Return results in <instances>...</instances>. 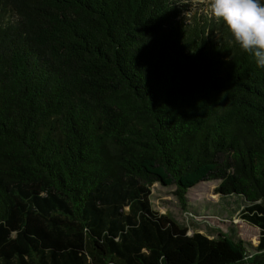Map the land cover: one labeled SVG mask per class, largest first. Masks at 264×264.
Segmentation results:
<instances>
[{"label":"trees","instance_id":"16d2710c","mask_svg":"<svg viewBox=\"0 0 264 264\" xmlns=\"http://www.w3.org/2000/svg\"><path fill=\"white\" fill-rule=\"evenodd\" d=\"M178 2L0 0V264H264V68ZM209 180L253 252L152 209Z\"/></svg>","mask_w":264,"mask_h":264},{"label":"rangeland","instance_id":"374dc122","mask_svg":"<svg viewBox=\"0 0 264 264\" xmlns=\"http://www.w3.org/2000/svg\"><path fill=\"white\" fill-rule=\"evenodd\" d=\"M179 20L191 24L194 19L213 18L201 0H179ZM187 13V15H186ZM220 180L204 181L189 189L184 195L185 209L176 195L175 185L159 183L151 187L152 209L167 215L178 226L187 230V235L201 234L209 239L225 234L242 241L248 252L258 244L259 231L241 219L246 203L236 196L223 197L215 192Z\"/></svg>","mask_w":264,"mask_h":264},{"label":"clouds","instance_id":"9594fccd","mask_svg":"<svg viewBox=\"0 0 264 264\" xmlns=\"http://www.w3.org/2000/svg\"><path fill=\"white\" fill-rule=\"evenodd\" d=\"M221 21L240 49L264 68V3L262 0H201ZM187 15V13H186Z\"/></svg>","mask_w":264,"mask_h":264}]
</instances>
